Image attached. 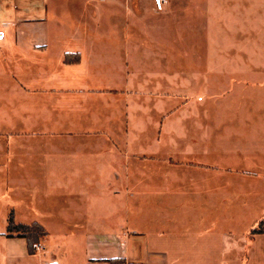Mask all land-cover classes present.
<instances>
[{"label": "crops", "instance_id": "0c3cea01", "mask_svg": "<svg viewBox=\"0 0 264 264\" xmlns=\"http://www.w3.org/2000/svg\"><path fill=\"white\" fill-rule=\"evenodd\" d=\"M2 1L3 6L14 2L15 10H0V14L10 16L14 26L11 38L0 35V56L6 63L0 88H11L8 93L1 90L5 100L0 101V214L6 220L12 212L18 223L38 222L47 234L35 253L29 254L23 237L1 232L0 264H264V233L248 236L254 224L241 233L220 235L217 220L211 216L201 220L209 223L191 233L190 239L169 233L172 219L167 213L168 201L160 196L172 193L167 174L172 167L138 163L140 157L158 150L169 153L170 139L137 130L158 122L153 117L149 120L150 112H146L157 98L153 95L159 96L163 90L171 95L174 88H138V82L130 84L126 79L149 67L139 63L138 20L132 19L125 33L112 31L105 22L106 8L93 6L91 11L97 18L92 14L85 18L94 24L98 19L103 27L80 25V33L85 43L97 46V50L74 47L53 57L49 39L38 27L48 16L60 24L64 15H55L47 8V0H41L45 14L42 7L16 6L18 1L30 0ZM210 1L201 7L205 14L210 13V20L205 25L194 23V29H206L211 42L218 44L219 0ZM226 1V10L243 14L237 20L248 34L252 19L242 10H264V0ZM187 20L185 17L184 31ZM233 21L227 17L226 36ZM65 53H78L79 61L64 63ZM179 91L185 96L191 90ZM191 92L196 96L204 91L194 88ZM158 98L162 102L155 108L158 113L167 108L164 99H177ZM160 113L166 123L167 115ZM179 133L182 149L190 146L186 150L194 155L196 164L178 167L184 174L182 184L179 176L178 188L187 185L186 173L193 171L195 177L190 179L197 183L186 187V192L194 191V199L203 206L217 201L220 191L225 194V188H220L225 176L257 175L198 159L210 154L208 142L202 145L200 136L199 142L188 144L187 135ZM140 170L147 173L146 182L140 183L138 175H132ZM206 227L210 231L205 230V234Z\"/></svg>", "mask_w": 264, "mask_h": 264}, {"label": "rangeland", "instance_id": "374dc122", "mask_svg": "<svg viewBox=\"0 0 264 264\" xmlns=\"http://www.w3.org/2000/svg\"><path fill=\"white\" fill-rule=\"evenodd\" d=\"M22 2L18 1L16 6L42 7V14H45V6L41 0ZM210 2V0H47V8L53 10L55 15L62 13L64 17L59 24V20L48 16L47 22L38 27L40 33L49 39V54L55 57L62 50L74 47L88 46V49L97 50V46L86 44L80 33L81 26L94 24V21L86 19V16L92 14L97 18V13L91 11L93 6L102 10L106 8L105 22L112 31L119 29L125 33L131 20H138L139 63L149 67L148 71H140L138 76L132 78L128 75L126 79L130 84L138 82V88L144 85L149 88H174L170 92L172 96L166 95L165 90L159 96L177 98L174 101L170 99L169 102L168 99H161V101L164 99L167 108L164 111L159 110L168 117V121L163 123L162 113L155 110L162 102L158 101L160 99L158 94L153 95L157 98L150 102L146 112H150L149 120L153 117L157 123L161 122V125L147 123L144 128L137 131L142 130L154 138L169 136L171 151L168 153L158 150L155 155L140 157L138 166L172 167L167 173L171 176L172 193L160 197L168 201L167 213L172 219L168 227L169 233L185 235L187 239L192 238L191 233L198 232L201 225L209 223L202 222V219L211 216L217 220L215 223H218L220 235L231 231L241 233L256 221H264V46L262 47L264 10L257 11L251 8L242 10L247 19H252L248 26V35L247 28L241 30L240 20H237V16L241 15L240 11L226 10L227 1L219 0L220 33L219 43L216 44L211 42L206 29H200V32L199 29H194V23L205 25V21L210 20V13L205 14L201 9L207 3L210 5ZM3 5H6L5 2H0V10H6V13L15 10L14 2L7 6ZM6 13L0 14V35L11 38L14 35V26L10 24L8 20L10 16L7 17ZM185 17L188 19L186 31L183 23ZM227 17L234 20L232 22L234 26L228 25L231 32L228 36L225 29ZM242 17L243 14L240 19ZM261 18L262 21L259 22ZM72 19L75 20L73 24ZM94 25L103 27V22L96 19ZM8 51L11 55L15 53ZM5 65L0 56V75L6 70ZM179 66L182 67L180 71ZM180 88L191 91L194 88H203L204 92L195 96L193 92L188 91L184 92L186 95L183 96ZM3 89L5 88H0L1 102L5 100V94L1 91ZM10 90L11 88H6L4 91L8 93ZM107 91L116 93L112 90ZM184 97L186 100L183 101ZM139 101L143 103V99ZM125 129L126 126L124 131ZM179 132L187 135L188 144L199 142L200 136L202 145L208 142L210 154L200 155L198 159L202 158L207 163L218 166L255 171L257 175L250 174L245 177L233 173L225 176V183L220 187L225 188V194H221L220 191L217 201L203 206L204 203L194 199L196 198V195H193L194 191L190 194L186 192L188 191L186 187L197 183L190 179L195 177L193 171L186 173L187 185L183 184L182 188H178L180 175L181 184L184 182V174L178 167L196 164L194 155L186 150L190 149V146L182 149ZM193 148L191 150L194 151ZM132 175H138L140 183L146 182L148 176L141 170ZM219 182H222L221 179ZM4 216L0 214V233L8 237H17L6 231L8 218L4 220ZM205 230L210 231L207 227L203 229L204 232Z\"/></svg>", "mask_w": 264, "mask_h": 264}, {"label": "trees", "instance_id": "16d2710c", "mask_svg": "<svg viewBox=\"0 0 264 264\" xmlns=\"http://www.w3.org/2000/svg\"><path fill=\"white\" fill-rule=\"evenodd\" d=\"M76 56L74 59L73 57ZM72 57V58H71ZM78 53H65L64 63H76L79 61ZM6 231L15 234L18 237H23L26 240L27 250L29 254L36 251L40 240L47 234L46 229L38 222L31 223H15L12 212L7 219ZM264 233V221H257L248 231V236L252 237L256 234Z\"/></svg>", "mask_w": 264, "mask_h": 264}]
</instances>
